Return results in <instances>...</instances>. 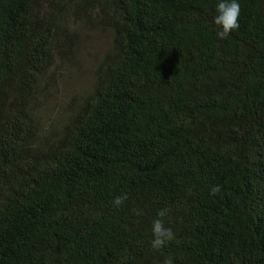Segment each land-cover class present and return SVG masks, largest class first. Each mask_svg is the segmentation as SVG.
<instances>
[{
	"label": "trees",
	"instance_id": "16d2710c",
	"mask_svg": "<svg viewBox=\"0 0 264 264\" xmlns=\"http://www.w3.org/2000/svg\"><path fill=\"white\" fill-rule=\"evenodd\" d=\"M214 5L0 0V264H264V0L223 40Z\"/></svg>",
	"mask_w": 264,
	"mask_h": 264
},
{
	"label": "clouds",
	"instance_id": "9594fccd",
	"mask_svg": "<svg viewBox=\"0 0 264 264\" xmlns=\"http://www.w3.org/2000/svg\"><path fill=\"white\" fill-rule=\"evenodd\" d=\"M213 11L212 24L216 29L215 35L217 39L223 40L239 27L240 0H215ZM220 190L219 185H213L209 189V195L216 196ZM126 199L127 195L116 196L111 202L112 206L118 209ZM167 211L166 208L159 210L157 218L151 223L150 247L154 251H159L174 239L172 230L166 228L162 220ZM163 264H171V260L166 258Z\"/></svg>",
	"mask_w": 264,
	"mask_h": 264
},
{
	"label": "rangeland",
	"instance_id": "374dc122",
	"mask_svg": "<svg viewBox=\"0 0 264 264\" xmlns=\"http://www.w3.org/2000/svg\"><path fill=\"white\" fill-rule=\"evenodd\" d=\"M104 48L105 42L102 39L101 41L92 42L83 49L81 52L80 64L76 70L71 69V71L75 72L71 76H68L60 87L57 94L56 106L46 109V113L50 116V123L63 113V104L68 98L84 92L90 86L93 77V69L104 51ZM66 74L70 75V72H66Z\"/></svg>",
	"mask_w": 264,
	"mask_h": 264
}]
</instances>
